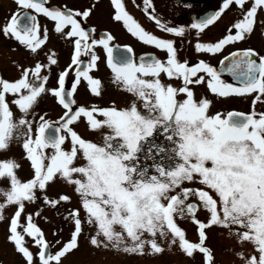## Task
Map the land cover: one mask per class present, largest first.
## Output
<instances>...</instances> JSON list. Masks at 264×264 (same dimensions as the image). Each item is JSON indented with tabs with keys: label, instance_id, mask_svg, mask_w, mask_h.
<instances>
[{
	"label": "snow or ice",
	"instance_id": "snow-or-ice-1",
	"mask_svg": "<svg viewBox=\"0 0 264 264\" xmlns=\"http://www.w3.org/2000/svg\"><path fill=\"white\" fill-rule=\"evenodd\" d=\"M13 2L0 36L34 59L28 66L13 60L15 78L0 75V153L19 143L20 160L29 162L31 171L22 179L21 163L0 158V181L6 182L0 187V222L17 264H64L81 251L82 238L83 256L113 252L154 258L178 251L192 259L199 254L200 264H216L207 243L213 228L234 241L229 251L242 264H264V110H257L264 106V49L233 48L223 55L257 31L264 36V0H222L186 25H173L157 12L154 0H142V11L156 28L175 37L194 31V52L220 55L218 65L205 58L181 60L176 41L146 30L124 0H110V19L144 45L164 51V58L153 52L137 56L130 44L114 43L110 30L88 25L95 4ZM226 10L237 15L223 34L214 41L199 39ZM40 16L70 46V62L55 73L53 66L60 67L55 50L45 54L46 62L35 59L50 33ZM98 49L110 70L109 84L125 94L123 103L75 98L82 83L91 96L104 94V81L93 75L101 60ZM209 94L223 100L251 97L250 110L213 111ZM45 98L61 110L54 119L37 110ZM58 182L71 192L49 194ZM38 201L39 208L27 210ZM45 207L54 215H43ZM36 218L50 226L51 240ZM180 220L194 225L195 241Z\"/></svg>",
	"mask_w": 264,
	"mask_h": 264
},
{
	"label": "rangeland",
	"instance_id": "rangeland-1",
	"mask_svg": "<svg viewBox=\"0 0 264 264\" xmlns=\"http://www.w3.org/2000/svg\"><path fill=\"white\" fill-rule=\"evenodd\" d=\"M14 3L10 0H0V24H2L5 21V18L9 15L10 11L14 10ZM41 25H45L43 21H40ZM255 34V35H254ZM253 34V37L246 40L244 43L245 46H255L264 45V36L260 35V32L257 31ZM257 39H260V41H256ZM61 41V40H60ZM12 46H16L17 50L13 51ZM51 50H55L57 53L59 60V68L53 66V72H58L63 67L66 66V64L69 61V52H70V46L68 43H57L55 41L49 40L46 42L44 46H42L41 50H38L40 54L35 57V59H39L42 62H46V53L50 52ZM0 75H2L5 78H15L18 76V70L16 69L15 65L12 63L13 60L24 64L25 66L32 65L34 63V59L30 56H28L27 50L24 49L22 46H18L17 42L13 40L6 39L3 36H0ZM93 75L98 76L102 78L104 81L105 91L102 97H94L91 96L86 91V87L83 86V89H81V92L83 94V103L87 102L89 104L91 103H97L100 105H104V102H107L111 99L109 98H115L119 99L120 97H124L125 94L116 90L113 86L109 84V75L105 73L104 68L99 64V70H96L93 72ZM53 81L50 78V83ZM199 95V92L197 93ZM210 95V94H209ZM210 98V97H209ZM9 99L11 97L9 96ZM211 99V98H210ZM214 100L213 104V111L218 110L221 108L226 109H236L241 111H249L250 110V100L251 97L248 99H228V101H221L217 100L214 97H212ZM38 111H48L50 117H55L58 114H60L59 110L56 108V106L50 101V99L45 98L41 103L38 105ZM257 110H264V106L258 104ZM15 111V109H14ZM79 130H83V124L79 126ZM88 135H93L92 133H88ZM67 147V145H66ZM22 155V149L17 142H13L10 149L8 151H5L3 153H0V158H15L19 163H21L22 167L18 169V175L22 179L30 178L31 171H30V165L29 162L26 160L21 161L20 157ZM6 182L0 181V187H5ZM57 191L62 192H71L70 188H66L61 183H57L54 185H51L48 189L49 194H54ZM39 195V193H37ZM75 199V198H74ZM40 207V202L38 201L35 204H29L27 207L28 211H34L35 209ZM9 213L12 211V208H8L7 210ZM43 215L47 216H53L54 212L51 209L44 208ZM63 211V209H61ZM199 216L201 219L204 217V213L200 212ZM39 225L44 228L46 235L51 240V232L49 231V225L43 221L42 218H36ZM182 227L186 229L187 236L190 240L195 241L197 239V234L195 233L194 225L189 220H180L178 221ZM64 227V235L67 236L68 228L67 225H63ZM222 230L213 228L209 232V240L207 243L212 246L214 250V257L216 260V264H242V261L237 258L229 249L234 244V241L229 239L227 237V234L221 235ZM28 239V238H26ZM249 246L245 245L243 250L247 252ZM237 250H240L239 246H237ZM35 251V249H33ZM85 251L84 249V240L81 239V251L75 252L71 256L68 257L67 260H65L64 264H70L72 261H82L87 260L89 264H200L201 256L197 254L195 256V259L188 258L184 256L183 254L179 253L178 251L175 252H168L166 251L163 256H157V257H148V256H136V255H121L116 254L113 252H97L93 254L92 256H83L82 253ZM18 257L15 253L12 251V247L10 244L5 243V223L0 222V261L3 262V264H17Z\"/></svg>",
	"mask_w": 264,
	"mask_h": 264
},
{
	"label": "flooded vegetation",
	"instance_id": "flooded-vegetation-1",
	"mask_svg": "<svg viewBox=\"0 0 264 264\" xmlns=\"http://www.w3.org/2000/svg\"><path fill=\"white\" fill-rule=\"evenodd\" d=\"M10 1V0H9ZM13 2V0H11ZM126 9L146 28V30L152 31L154 34L164 37V38H172L176 41V45L179 49V58L181 60L187 59L189 63L196 62L199 58H205L208 59L211 63L214 65H218V61L221 58L220 55L217 56H200L199 54H196L194 52V42L197 37L195 36V32L192 31L190 34H188L186 37H175L171 34H166L161 32L158 28L155 27V24L153 21H150L143 13L142 11V0H136V4H140L141 7L138 8L133 4L132 0H124ZM14 3V2H13ZM222 3V0H154V4L156 6L157 12L161 14L165 19L169 20L173 25H181V24H189L191 23L193 17L199 18L200 16L205 15L206 13L216 10L220 4ZM49 4L51 6H62L64 4H67L69 7H76V8H84L88 7L91 4H95L96 8L91 17L88 19L87 24L88 25H99L100 28H106L110 30L113 35L116 37V40L114 43L118 44H130L133 49L135 50V53L137 56H139L143 52H153L157 56L164 58L165 52L162 50L155 49L154 47L144 45L142 42H139L136 38L132 37L127 31L122 27V24L113 22L110 19V12L113 11L110 0H49ZM185 4L190 5V7H186ZM14 7L16 5L14 4ZM237 15V13L233 11H227L226 14L223 15V18L216 23L214 26H209L208 29L205 30V32L199 37L202 41H214L218 37H220L225 29V24L229 21H232L233 18ZM40 21H43L45 24L48 25L50 29L49 38L51 41H55L57 43H66L63 39H61L58 34H55L51 31L52 24L47 21L46 18L43 16L39 17ZM255 35V34H254ZM253 37V35H252ZM253 38H256L255 36ZM61 40V41H60ZM256 41H260V39H257ZM244 42H239L231 47H226L223 55H226L228 51H231L233 48H244L249 47L245 46ZM256 48L257 50L264 49V45L262 43L260 45L251 46ZM98 54L101 55V60L99 61V64L104 68L105 73L110 76V70L107 69L106 64L104 62V54L102 50L98 49ZM1 60V59H0ZM62 60V59H58ZM60 65H62L60 63ZM229 75L225 74L224 79L230 80ZM71 75L69 77V81L71 80ZM174 83H179L178 81H173ZM83 86H85L84 83H82L79 88L78 92L75 96L78 102L83 103V94L81 92V89H83ZM209 97L212 99L211 94ZM243 99L242 97H232L231 99ZM113 99V98H109ZM115 99V98H114ZM125 99L124 97H120L119 99H115L118 103H123ZM217 100L221 101H228L223 100L221 98H215ZM52 105L54 104L53 101L50 99ZM104 102V104L108 103ZM56 106V105H55ZM75 107V106H74ZM56 108L61 111L58 106ZM56 117V116H55ZM55 117H52L53 119Z\"/></svg>",
	"mask_w": 264,
	"mask_h": 264
},
{
	"label": "water",
	"instance_id": "water-1",
	"mask_svg": "<svg viewBox=\"0 0 264 264\" xmlns=\"http://www.w3.org/2000/svg\"><path fill=\"white\" fill-rule=\"evenodd\" d=\"M230 77V76H229Z\"/></svg>",
	"mask_w": 264,
	"mask_h": 264
}]
</instances>
